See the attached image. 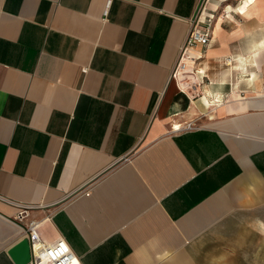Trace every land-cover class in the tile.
<instances>
[{"label":"crops","instance_id":"crops-1","mask_svg":"<svg viewBox=\"0 0 264 264\" xmlns=\"http://www.w3.org/2000/svg\"><path fill=\"white\" fill-rule=\"evenodd\" d=\"M200 2L0 0V264L20 206L80 264H264V0L206 3L193 102Z\"/></svg>","mask_w":264,"mask_h":264},{"label":"built area","instance_id":"built-area-1","mask_svg":"<svg viewBox=\"0 0 264 264\" xmlns=\"http://www.w3.org/2000/svg\"><path fill=\"white\" fill-rule=\"evenodd\" d=\"M209 20L208 18L205 22H209ZM199 23L197 18L193 20L181 57L188 49H193L197 45L205 47L209 44L211 40L209 31L200 29L199 26L202 23ZM30 210V207L20 206L14 218V222L23 225L22 234L27 239L30 250L29 264H80L64 239L57 237L55 240L49 241L41 234L44 225L50 220L48 217L38 221H28Z\"/></svg>","mask_w":264,"mask_h":264},{"label":"rangeland","instance_id":"rangeland-1","mask_svg":"<svg viewBox=\"0 0 264 264\" xmlns=\"http://www.w3.org/2000/svg\"><path fill=\"white\" fill-rule=\"evenodd\" d=\"M211 2H212V0H206L204 2V4H203V7L200 9V12L201 13L204 12L202 10L206 9L205 8L206 3H207L206 7L209 8V4ZM201 16H202V19H201ZM205 16H207L206 13L204 15L200 14V17H198V18H199L200 23H202V24L207 26V25H209V23L205 22L203 20L205 18ZM202 24H200V25H202ZM183 58H186L187 60L188 59L191 60V55H189V54L186 55V53H185L184 56L180 57V60H179V62L177 64V66L174 69L173 76L175 75L176 72H178V74H177L178 80L181 81V83L183 84V87L190 94V97H191L192 101L195 102V101L199 100L202 97V90L201 89L197 90L195 88L192 89V85H194L193 84L194 81H193V78H192L193 74H187V73H191V70L193 71V69H192V66H189L187 64V62L186 63L185 62L181 63ZM192 106L197 107L195 105H192ZM193 109H191V111L187 112L186 113L187 115H185L186 117L182 118L181 121L178 122V119L175 118V121L178 122L176 124H178V126L180 125V127L178 128V130H173L172 126H175V125H171V128L169 129L168 134H180V133L190 132V131H194V130H197V129L201 128L202 127V122L204 121V118H202V116H200V113L197 112L196 109H194V111H192ZM128 160L129 159L126 158L124 161H128ZM17 225H19L21 227L23 226L21 224H17Z\"/></svg>","mask_w":264,"mask_h":264},{"label":"water","instance_id":"water-1","mask_svg":"<svg viewBox=\"0 0 264 264\" xmlns=\"http://www.w3.org/2000/svg\"><path fill=\"white\" fill-rule=\"evenodd\" d=\"M204 0H201L199 7L197 8V11L195 13V18L202 5V2ZM194 20V19H193ZM8 255L13 261L14 264H29L30 262V250H29V244L26 238L19 240L15 245H13L12 248L8 250Z\"/></svg>","mask_w":264,"mask_h":264},{"label":"bare ground","instance_id":"bare-ground-1","mask_svg":"<svg viewBox=\"0 0 264 264\" xmlns=\"http://www.w3.org/2000/svg\"><path fill=\"white\" fill-rule=\"evenodd\" d=\"M197 19H198V18H197ZM198 20H199V19H198ZM191 51H192V49H188V50L186 51V55H187L188 53H190ZM183 62L186 63V62H188V60H187L186 58H183L181 63H183ZM228 62H229V61H228ZM177 74H178V72L175 73V75L173 76V78L176 79V78H177ZM172 127H173L172 129H174V130L179 128L178 125H176V126H172Z\"/></svg>","mask_w":264,"mask_h":264}]
</instances>
